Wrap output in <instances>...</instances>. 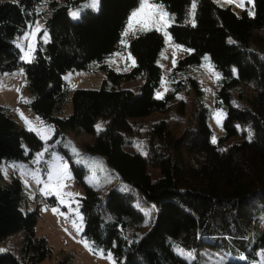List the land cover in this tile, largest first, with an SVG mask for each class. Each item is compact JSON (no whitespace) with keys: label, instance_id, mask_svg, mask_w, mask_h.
I'll list each match as a JSON object with an SVG mask.
<instances>
[{"label":"trees","instance_id":"16d2710c","mask_svg":"<svg viewBox=\"0 0 264 264\" xmlns=\"http://www.w3.org/2000/svg\"><path fill=\"white\" fill-rule=\"evenodd\" d=\"M88 1H0V73L20 69L34 95L27 104L32 113L55 136L66 130L93 134L87 150L103 157L108 168L110 180L98 190L85 186L83 170L76 169L84 188L82 236L92 249L110 251L116 264H204L214 252L253 258L264 248V0H252V16L196 0L194 26L188 22L192 0H158L175 17L167 28L173 43L190 50L167 75L161 99L154 97L161 79L156 65L161 34L123 35L139 0H98L95 11L71 20L68 12ZM42 2L45 9L38 12ZM36 18L49 41L44 46L37 41L31 62L23 63L13 41ZM115 53H130L135 66L112 70L105 62ZM203 55L220 76L213 103L224 112L223 136L215 144L201 87L183 76ZM93 64L104 75L100 88L69 93L61 75L90 71ZM137 78L142 83L136 93L118 88ZM190 90L196 107L173 130L159 114ZM67 98L71 112L59 118ZM97 118L104 127L94 133ZM22 142L29 156L41 147L0 107V162L24 160ZM23 204L19 181L4 182L0 173V264H38L52 254L45 237L35 234L38 210L24 213ZM143 223L149 227L139 235ZM9 237L16 252L5 245ZM55 264H71V254Z\"/></svg>","mask_w":264,"mask_h":264},{"label":"rangeland","instance_id":"374dc122","mask_svg":"<svg viewBox=\"0 0 264 264\" xmlns=\"http://www.w3.org/2000/svg\"><path fill=\"white\" fill-rule=\"evenodd\" d=\"M0 1H8L12 3L18 2V0ZM212 1L220 7H229L236 15H239L241 12H246L247 15L252 16V0H232V2H229V0ZM90 4L91 0L76 9L70 10L68 12L69 18L71 20H76L78 18L73 17V12H77L79 16L80 13L86 10L95 11L97 8L89 6ZM44 9L45 2H42L37 7V10L38 12H41ZM192 20L193 17L190 15L189 11L188 22L192 23ZM37 22L42 29L45 30L41 19L36 18L27 27L26 31L13 41V45L20 52V58L23 55L22 48H26L30 42L29 39L26 38V34L31 30V26ZM158 33L162 36L163 47L156 60V65L161 70V79L158 87L154 91L155 98H157V92L164 94L168 87L167 75L174 66L172 62L173 59L177 62L179 59H182L190 53V50L184 47L176 48L175 45L177 44L173 43L172 40L171 45L166 44L162 33ZM37 41L44 46L49 41L48 34L47 42H44L43 32L31 41L35 48ZM162 53L163 56L161 55ZM174 53L175 56H173ZM120 54L121 55H117V53H115L108 58L105 63L116 72H125L126 68L129 69L131 67L130 60L127 59V55ZM205 57L208 58L207 55H203L200 58L199 63L187 72H184L183 76L189 75L198 81L202 92L201 105L206 110V123L211 131L210 141L212 142V137L215 136L217 142V140L223 136L222 120L224 115L221 117V123L217 124L216 119L214 118V113L221 110L214 107L213 92L216 82L219 80V78L217 79V75L218 77L220 76L212 68L209 58L205 60ZM21 61L23 63H29L25 62L23 59H21ZM126 61H128V65L126 64ZM61 80L66 85L69 93L74 90H97L100 88L101 83L104 80V75L98 69L97 65L93 64L90 71H67L61 75ZM141 83L142 79L137 78L133 81L120 82L118 88L136 93ZM192 92L190 90L187 94L180 96V98L174 99L170 102L169 109L159 114L162 119L167 121V124L171 129L174 130L176 125L182 124L185 117L196 107V96ZM33 96V93H30L27 88L26 77L20 69H17L13 73H0V107L3 108L6 113L11 115L12 119L19 127L34 134L41 143V147L29 156L28 147L25 142H22L21 149L23 151L22 156L25 158L24 160L0 162V173L3 181L8 182L12 178H15L21 184L23 195L25 197V204L21 206V211L25 213L35 209L38 210L39 218L36 223L35 234L36 236L45 237L48 246L52 249L51 256L42 260L38 264H55L66 254H71V264H111V261L108 259L101 258L100 255H98L99 251L92 249L90 243L82 236L83 222L79 211V199L84 196V188L78 181L76 169L80 168L83 170L81 176L82 183L85 186L96 190L100 189V182L103 180H110L108 177L109 171L104 158L93 155L87 150V147L93 141L94 135L83 133L80 130H66L62 135L55 136L54 129L50 125L45 124L27 107V104L32 101ZM180 101L183 104L178 110L176 107L177 104L179 105ZM70 112L71 106L69 99L67 98L62 113L56 116L59 118L67 117ZM21 114L23 117L27 118L32 127H38L40 122H43L44 126L50 127L53 130L50 139L42 140L36 132L30 131V124L26 123L25 119L21 118ZM103 123L104 121L101 118L95 120L93 124L94 133L98 132L97 125L101 126V130L103 129ZM235 139L236 138H228L227 141L232 142L235 141ZM46 146L49 151L44 153L42 161L39 163H33L36 154L44 152ZM73 148H75V152H73ZM123 149L129 153H133L131 149H127L125 146ZM52 152L64 157L69 164L70 178L66 179V187L62 191L64 193H71L72 195L64 196V204H60L59 199L54 195L45 196L42 194L40 189L43 185H38L32 176L28 174L29 171L36 170L37 168L43 171L46 167L44 161L50 160ZM11 165H16V167H12ZM21 165L25 166L24 169H21ZM42 178L46 180V176H42ZM25 181H27V184ZM53 208H56L57 211L53 212ZM73 221H75V225L73 224ZM78 227L80 229L79 231L77 230ZM148 227L149 225L147 223H143L139 235L143 234ZM85 242L88 243V247L85 246ZM7 243L12 248V251L16 252V247L12 243V237H9L6 240L5 245H7ZM3 245L4 244L1 243L0 248ZM90 248L92 250H90ZM229 261L246 264H264V248L256 250L253 258L246 255L229 256L214 252L208 256L204 264H223Z\"/></svg>","mask_w":264,"mask_h":264},{"label":"snow or ice","instance_id":"6c2138e0","mask_svg":"<svg viewBox=\"0 0 264 264\" xmlns=\"http://www.w3.org/2000/svg\"><path fill=\"white\" fill-rule=\"evenodd\" d=\"M229 2H232V0H229ZM93 8L98 7V0H91V4L89 5ZM195 8H196V0H192L191 3V10L190 15L193 17V20L191 21L194 26V16H195ZM73 17H78L77 12L72 13ZM175 21L174 15L167 12V10L164 8L162 4L158 2V0H139L138 7L133 10L127 21H126V27L124 29L123 35L125 37L129 36L131 34L132 36H135L137 32H145V31H151L156 30L158 32H161L162 35L165 38V43L168 45H171V34L167 31V28H169L172 23ZM41 32L44 34V42H47V33L45 30L42 29V27L39 25V23H35L33 26H31V30L26 34V38L29 39V43L26 48H22L23 55L21 59H23L25 62H31L32 59V53L35 51V46L31 42L33 39H35ZM124 43V41H122ZM176 48H181L180 45H175ZM117 55H121L120 53H117ZM163 56V53L161 54ZM175 56V53L173 54ZM128 60L132 61L131 66H135V60L131 57V54L129 53L127 56ZM208 58L205 57V60ZM173 65H175L176 61L173 59ZM127 70V68L125 69ZM215 74V73H214ZM217 75V79H218ZM167 90V89H166ZM156 97L158 99H161L163 97V93L157 92ZM224 115L223 111H217L214 113V118L216 119L217 124L221 123V117ZM21 118L25 119L26 123L30 124V131H34L37 133V135L42 140H48L51 137V132L53 131L50 127H46L43 125V122H40V125L38 127H32L31 123L27 120V118L23 117L21 114ZM97 130H101V126L97 125ZM251 137V133L249 132V138ZM212 143H216V137H212ZM49 149L46 146L44 149V152L37 153L35 161L33 163H39L42 161L44 153L48 152ZM75 148H73V152H75ZM46 167L42 171L41 169L37 168L36 170L29 171L28 174L32 176V178L35 180V182L38 185H43V187L40 189L41 193L45 196L54 195L59 199L60 204H64V196L68 195L71 196V193H64L62 190L66 187L65 181L66 179L70 178V172H69V164L64 159V157L58 155L55 152L51 153V157L49 161H44ZM12 167H16V165H11ZM21 169H24L25 166L21 165ZM6 172V169H5ZM42 176H46V180L42 178ZM27 184V181H25ZM70 207V204H69ZM53 212H56L57 209L53 208ZM78 215V213H77ZM82 219V217H81ZM73 224L75 225V221H73ZM79 231V227L77 228ZM85 246L88 247V243L85 242ZM90 250H92L90 248ZM98 255H100L101 258H106L109 261H111V264H116V261L112 257V253L109 251L105 255L103 250H100Z\"/></svg>","mask_w":264,"mask_h":264}]
</instances>
